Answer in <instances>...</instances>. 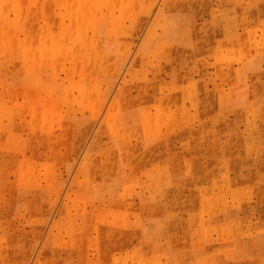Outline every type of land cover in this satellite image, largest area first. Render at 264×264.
Masks as SVG:
<instances>
[{
  "label": "rangeland",
  "instance_id": "1",
  "mask_svg": "<svg viewBox=\"0 0 264 264\" xmlns=\"http://www.w3.org/2000/svg\"><path fill=\"white\" fill-rule=\"evenodd\" d=\"M0 264H264V0H0Z\"/></svg>",
  "mask_w": 264,
  "mask_h": 264
},
{
  "label": "bare ground",
  "instance_id": "2",
  "mask_svg": "<svg viewBox=\"0 0 264 264\" xmlns=\"http://www.w3.org/2000/svg\"><path fill=\"white\" fill-rule=\"evenodd\" d=\"M83 1V0H82ZM63 14V13H62ZM62 16L60 15V18H61ZM46 47V46H45Z\"/></svg>",
  "mask_w": 264,
  "mask_h": 264
}]
</instances>
